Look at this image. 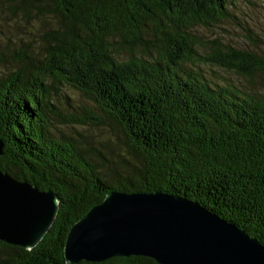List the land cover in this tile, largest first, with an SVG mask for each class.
Segmentation results:
<instances>
[{
  "label": "trees",
  "instance_id": "1",
  "mask_svg": "<svg viewBox=\"0 0 264 264\" xmlns=\"http://www.w3.org/2000/svg\"><path fill=\"white\" fill-rule=\"evenodd\" d=\"M227 0H22L54 18L41 59L24 51L0 72V170L56 195L55 218L31 249L0 241V264H159L143 255L67 263L70 227L110 191L170 194L200 204L264 246V98L207 79L200 65L264 80L258 50L201 42L198 26ZM0 45V65L6 61ZM125 55V57H123ZM192 66L193 68H191ZM55 84L99 108L63 117ZM58 123L101 125L94 139ZM92 123V122H91Z\"/></svg>",
  "mask_w": 264,
  "mask_h": 264
},
{
  "label": "water",
  "instance_id": "2",
  "mask_svg": "<svg viewBox=\"0 0 264 264\" xmlns=\"http://www.w3.org/2000/svg\"><path fill=\"white\" fill-rule=\"evenodd\" d=\"M3 143L0 141V156ZM56 195L0 170V241L34 247L51 226ZM67 263L143 255L159 264H264V246L186 198L110 191L69 229Z\"/></svg>",
  "mask_w": 264,
  "mask_h": 264
},
{
  "label": "rangeland",
  "instance_id": "3",
  "mask_svg": "<svg viewBox=\"0 0 264 264\" xmlns=\"http://www.w3.org/2000/svg\"><path fill=\"white\" fill-rule=\"evenodd\" d=\"M21 1L0 0V45L6 58L3 65H0V72L13 68L12 60L22 50L31 58L41 59L46 45V32L58 24L54 18L35 15L34 10L29 16L23 15L18 9ZM226 6L230 14L227 19L195 27L193 33L201 42L218 40L235 47L256 49L264 55V0H227ZM200 69L213 82L231 84L245 91H256L264 98V80L259 75L250 83L244 77L217 66L201 64ZM55 85L56 89L51 90V100L63 117H84L89 110L99 113V108L79 91L66 84ZM58 122L57 118V131L73 137H78L76 131L94 139H101L105 134L101 125L93 124V120H86L85 125Z\"/></svg>",
  "mask_w": 264,
  "mask_h": 264
}]
</instances>
